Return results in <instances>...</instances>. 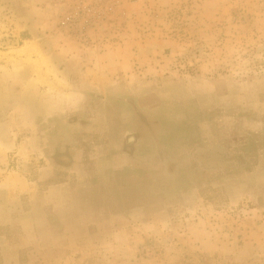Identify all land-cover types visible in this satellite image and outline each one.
Returning <instances> with one entry per match:
<instances>
[{"label":"clouds","instance_id":"clouds-1","mask_svg":"<svg viewBox=\"0 0 264 264\" xmlns=\"http://www.w3.org/2000/svg\"><path fill=\"white\" fill-rule=\"evenodd\" d=\"M240 6L201 0L193 8L203 23ZM243 7L258 23L252 43L259 55L246 61L238 55L221 59L207 42L198 48L206 38L197 25L187 44L144 30L122 44L87 47L58 33L60 17L69 8L79 10L71 0H0L5 37L22 13L41 33L19 49L0 45V255L16 250L7 238L11 232L17 247L43 256L30 264H184L180 257L191 251L226 257L211 264H264V153L250 172L241 167L211 178L170 177L153 195L123 204L86 199L100 170H153L150 159L126 150L129 101L162 122H179L208 106L243 108L258 117L247 121L248 130L264 136V0ZM166 47L174 49L171 56H164ZM200 126L207 134V124ZM58 148L71 151L70 166L56 159ZM55 218L65 225L60 239L54 238ZM242 231L246 249L258 250L259 259H227L237 254ZM147 241L160 249L151 260L138 258ZM2 264L18 262L5 258Z\"/></svg>","mask_w":264,"mask_h":264},{"label":"rangeland","instance_id":"rangeland-1","mask_svg":"<svg viewBox=\"0 0 264 264\" xmlns=\"http://www.w3.org/2000/svg\"><path fill=\"white\" fill-rule=\"evenodd\" d=\"M26 3L27 0H17ZM52 3H67L68 0H51ZM79 10L69 8L67 14L60 17L58 33L79 38L87 47L96 44L102 46L123 43L122 38L133 34L141 36L144 30H157L176 44H187L194 37L190 35L193 25L206 40H199L197 47L206 42L218 49L220 58L238 55L242 61L259 55V49L252 43L257 39V17L243 5L258 0H229L232 4L241 5L232 8L226 15L203 18L195 11L193 5L201 0H71ZM149 3L179 4V8H158L149 10ZM88 4V8H83ZM145 7H137V5ZM187 9V10H186ZM75 13V14H74ZM195 17V18H194ZM41 33L34 21L26 20L23 13L12 21L7 37L0 28V45L19 49L26 42L39 39ZM103 37V39H101ZM239 38V39H238ZM172 47L164 49V56H171ZM198 54V52H197ZM259 64V61H256ZM227 95V89H225ZM125 130L126 150L130 155L148 158L153 170L137 168L122 173L112 174L100 170L94 177L93 187L86 194L92 205L123 204L131 198L149 197L164 180L170 177H184L194 173L204 177H213L223 171L239 170L243 167L252 171L264 153V136L252 133L246 127L249 120L258 119L256 114L240 109L222 110L215 106L193 110L179 122H162L151 116L148 110H142L134 101H129ZM86 125L87 122H82ZM207 124V134L201 124ZM103 142L101 136H95ZM56 159L64 166H70L72 153L68 148L56 151ZM55 239H60L65 232V225L59 218L52 220ZM10 246L15 251L7 256L0 255V264L7 258L18 264H30L39 261L43 256L33 248L17 247L11 232L8 233ZM2 243V241H0ZM248 240L242 231L236 236L237 254L227 259L257 260L258 250L246 249ZM160 254L155 241H147L142 246L138 258L154 259ZM67 255H71L70 252ZM80 257L77 256V259ZM219 252H185L180 259L184 264H211L225 259Z\"/></svg>","mask_w":264,"mask_h":264}]
</instances>
